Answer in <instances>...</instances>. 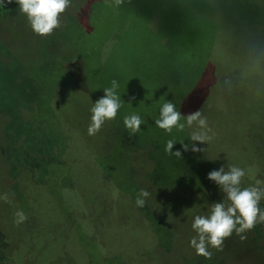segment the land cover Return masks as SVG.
Returning <instances> with one entry per match:
<instances>
[{"label":"rangeland","instance_id":"rangeland-1","mask_svg":"<svg viewBox=\"0 0 264 264\" xmlns=\"http://www.w3.org/2000/svg\"><path fill=\"white\" fill-rule=\"evenodd\" d=\"M6 1L0 0V6ZM173 1L172 10L178 8L181 13L180 27L174 17L166 18L154 9L152 2L142 10L141 0H123L119 6L115 0H71V6L60 16L61 26L47 36L32 30L27 15L17 3L6 18H0V264L8 263L5 262L7 255L9 259L13 257L9 260L11 264L21 261V256L11 251L12 243L8 244L20 232L15 223L17 211L13 209V191L20 185L23 191L20 198L25 196V200L19 198L20 206L25 209L28 201L34 215L41 214V236L36 241L41 246V255L34 264H50L53 260L57 261L54 264L65 261L67 264H181L183 258L191 257L197 260L196 264H264V223L240 235L233 232L224 239L221 250L209 245L210 259L197 255L191 246V239L197 236L192 228L195 216L209 215L214 203L228 205L230 201L219 187L215 197L211 198V193L192 205L190 197L170 191L177 184L187 190L188 184L194 181L191 177L196 174L205 176L203 182L213 185L214 181L207 178V171L212 167L203 158L205 151L201 144L202 147L195 142L203 149L201 152L183 151L181 143L190 147L193 143L186 119L181 121L186 125L183 131L173 128L168 133L155 125L162 104L168 101L163 100L168 93L157 96L156 84L147 85L153 90V96L156 95L149 132L152 128L160 138L158 151L153 152L158 161L155 174L149 176L145 164H137L134 156L131 159L126 154L124 117L133 113L140 115L152 96L146 93L142 97L140 92L141 68L136 70L135 65L136 61L140 64L142 54H154L153 70L167 72L173 86L169 91L171 101L185 118L186 107L189 114L196 111L202 114L207 105L209 117L214 121L217 114L231 113L233 117H229L236 124L241 119L236 90L247 89L248 82L240 84L235 79L239 74L248 76L255 70L264 71V43L258 34L248 30L257 23L252 21H264L263 12L253 3ZM189 3L196 15L193 17L196 27L202 31L211 28L213 33L205 34V41L214 39V44L212 49L203 50L202 57L190 56L184 45L179 48L178 37L183 40L188 32ZM154 31H163L173 44L176 41L170 57L161 58L156 52L158 42L151 38ZM144 45L149 49H141ZM23 68L37 75L35 79L41 81L44 93L33 94L28 84L31 81L22 74ZM112 80L119 83L122 107L117 117L109 120L110 124L106 121L96 135H89L90 109ZM63 85H66L65 100L58 101L64 94ZM78 93L89 95L91 103L82 100ZM46 117L52 118L56 126L47 124ZM227 123L220 124L225 137L231 128ZM60 127L70 131L69 141L77 142V148L70 153L72 159L78 160L71 175L75 188L60 190L59 179L53 182L49 179L52 166L48 164L46 182L51 185L52 194L48 188L34 187L31 183L35 166L41 168L46 155L50 157L54 151L55 140L60 135L63 137ZM191 127L200 131L196 123ZM246 128L240 129L244 132L240 134L243 138ZM115 129L119 134L114 133ZM112 134L114 138L110 140ZM168 140L176 141L172 151L180 150L182 158L165 151ZM114 141L116 146L109 149L108 143L111 146ZM61 169L60 175L65 172L64 166ZM105 175L119 192L109 187ZM258 186L264 188V183ZM140 189L151 194L143 213L135 203ZM5 194L9 202L3 199ZM64 201L75 213L72 225L62 220L65 209L72 212ZM259 206L264 210V198Z\"/></svg>","mask_w":264,"mask_h":264},{"label":"trees","instance_id":"trees-1","mask_svg":"<svg viewBox=\"0 0 264 264\" xmlns=\"http://www.w3.org/2000/svg\"><path fill=\"white\" fill-rule=\"evenodd\" d=\"M190 1L192 2L193 0H189V2ZM246 1L253 3L254 6L257 7V10H261L264 14V0H246ZM141 2H142L141 3L142 10L147 9L149 3L151 4L152 2L154 9L160 10L163 13V15L166 16V18L174 17L175 24L178 27L181 26V19H180L181 13L178 11V8H176L175 11L172 10L174 7V4H172V2H174L173 0H141ZM15 3H16L15 0H13V2L9 4L7 0L2 6H0V18L2 17L6 18L8 12L11 11ZM187 8H188L187 9L188 32L185 39L182 40L181 37H178V43L180 44L179 48H181V46L184 45L190 56L200 57L203 54V50L205 51L206 49L207 50L212 49L213 47L212 45L214 44V39H208V41H205V34L212 33V29L207 28L202 31V29L197 28L195 18H193L196 15L194 16L193 8L190 5V3L187 6ZM171 11H173L172 14L170 13ZM252 22H257V23H253L248 30L250 31L252 30L255 34H258L261 37L260 39L264 43V21H262L263 23L257 20ZM173 28L180 35L179 29L176 26H174ZM160 34H163V36H160ZM151 38H153L152 39L153 41L154 39L157 40L158 45L156 44L157 47L156 52L160 53L161 58L170 57L171 56L170 52L175 51L174 49H176L175 48L176 41L173 44L168 39V37H165L163 31H154ZM148 39H150V37ZM144 40L147 41L145 38ZM81 41L83 40H80V42ZM75 43L77 44V41H75ZM146 43L147 45H150L148 41ZM141 49H149V48L144 45L142 46ZM154 58H155L154 54L151 56L148 55L145 56L144 54H142L139 59L140 64H138V61H136V65H135L136 70L139 69V67L141 68L138 77L139 85L141 87L140 90L141 96L143 97L146 93L152 94L150 100H148V105L143 106V109L140 112L141 117H143L142 120L144 121V123L141 125V130L134 135L130 134L128 129L126 132H123L125 133V142L127 144V149H126L127 153L126 152L125 153L129 155L131 159L134 156V161L137 164L138 163L145 164L146 167L149 168L150 171L148 173L149 176L155 174L156 172L155 167L158 161L155 157L156 155H153V152L158 151V148L160 146L159 143L160 138H158L157 134L152 130V128L150 129L149 132V125H151L152 127L153 113L155 110V106L152 103L153 100L156 99V95L153 96L154 93L151 92L153 90L152 89L149 90L147 85L149 84L153 86H155V84L158 85V89H156V93H158L157 96L159 94L163 95L164 92L168 93L167 96L166 97L164 96L165 98H163V100L168 99V101H171L170 98L171 96L169 95V91L172 86V83L168 81L167 72L153 70L152 67H155V65L151 60H153ZM235 81H237L240 84L245 83V81L248 82L247 89L236 90L237 98H238L236 103H238V107L240 109L241 119L239 120V122L237 121L235 124L233 118L229 117V115L232 116V114L225 113L224 115L217 114V118L214 121L213 118L209 117V113L207 110L208 108L206 105L204 107L202 116L207 118L208 126L211 129V131L208 134L212 137V139L204 144H201L200 142L198 143L199 145L201 144L203 146V149L205 151V153H202L203 158L209 161V163L211 164L210 166L212 168H210V170L207 171L208 173L214 169L218 170L221 166L225 167V170H227L228 167L232 165L238 166L245 171V176L242 178L241 181V187L244 188V187L256 185L257 180L264 181V71L255 70L251 72V75L248 76L239 74L238 78L235 79ZM78 94L82 100L91 103L89 101L91 100V97H89V95L86 94L81 95V93ZM188 109L189 108L187 107L185 108L184 110L185 115L189 114L190 111L188 112ZM45 115H50L51 117L53 116L52 114H45ZM46 119H47L46 120L47 124L48 122H50V124H54L52 118L46 117ZM110 122L111 121H109V124ZM221 123L223 124L227 123L231 126L230 131L227 132L228 133L227 137L222 135L223 132H221L220 130V127L222 126L220 125ZM245 127H247L246 128L247 133L245 134L246 136H244L243 138V136H241L240 134H244V132L243 133L240 132V129H243ZM190 129H191V133L195 131V129L193 130L192 127H190ZM202 130L203 129H200V131ZM60 131H62L63 137L61 138L60 135L59 136L60 139L55 140L56 144L54 151L50 153V157L46 155L47 160L45 159L43 160L44 164L41 165V168L35 166L34 161L31 164L33 165V167L35 166V169L37 171V172L34 171L35 173L31 185L34 187L41 186L44 188H48L52 194H54V192L51 190V188H49L51 185L46 182L47 178H46L45 168L48 164H51L52 166L51 167L52 169L49 170L48 175L54 169L59 170L60 168L59 170L60 172L62 170L61 167L64 166L65 172L64 174L63 173H61V175L59 174V178H58L59 179L58 186L60 190L62 191H64L65 189L73 190L75 188V184L71 183L73 182L71 175L72 173L74 174L77 168V167L73 168V166L76 164V161L78 160H75L74 158L72 159L70 157L71 156L70 153L75 148H77V142L69 141L68 136H70L71 133L70 131H68V129L60 127ZM60 131L57 133L61 134ZM114 133L119 134L117 130ZM64 137L67 139H65ZM112 138H114L113 134L111 135L110 140ZM107 140H109V138L105 139L104 141ZM118 145H119V141H118ZM113 146H116V141L112 142L111 146H110V142L108 143L109 149L113 148ZM106 152H108V149L106 150ZM248 159H250L251 162ZM54 160H56V162H54ZM43 168H44V172L42 173ZM101 177L103 179V176ZM191 178L194 179V181L192 180V183L188 184V186L186 187L187 190H183V187L177 184L176 186H173L172 187L173 189H170V191L180 192L179 193L180 195L190 197L191 205L202 201L206 197L208 198L209 195H211V193H212L211 198L215 197L218 194V191L215 190L216 189L219 190L218 189L219 186L216 185L215 182L213 183V185L207 183L206 181L203 182L205 176L201 177L196 174L195 177L192 176ZM105 179L109 180L107 181L109 187L113 186L119 192V189L115 187V185H113L111 179H109L106 175H105ZM104 184L106 185V183ZM153 184L161 188L158 183H153ZM20 188H17L15 189V191H13L14 192L13 209L15 211L18 210L23 211L28 217V219L25 222L19 224L20 232L18 233L17 238H15V240L9 239L8 244L12 243L13 248L11 251H13L15 255L18 254L21 256V261L19 262L16 261L18 262V264H34L36 263L39 255H41V246H39L36 242L37 238L40 239L41 236V214L38 213L37 215L35 213L36 215H34L32 207L31 209L29 207L31 206V204L30 202L28 203V201L25 203L26 204L25 209H23L20 206L21 203L20 201L22 199L25 200L24 194L21 196L22 198H20V194H22L23 192ZM198 195L200 197H198ZM205 201H207V199ZM64 203L66 204L65 201ZM66 206L68 207L67 209L72 210V208H70V206H68L67 204ZM143 208L140 209L138 208V210L140 212L142 211L141 213H143V211L144 212L146 211L145 210L146 205ZM58 210L60 211L59 207ZM74 215L75 213L73 212V210L72 212L71 211L68 212L65 209V214L62 219L63 222L65 224L72 225V223H74L72 222ZM144 215L148 219L149 216L146 213H144ZM154 215L157 214L155 213ZM28 228L29 231H27ZM144 253H142L141 255H143ZM7 256L5 262L6 263L8 262L7 264H9L10 263L9 260H13V257L9 259ZM103 257L104 255L101 256V258ZM55 262L57 261L53 260L50 262V264H54ZM64 263L67 264L68 262L65 261Z\"/></svg>","mask_w":264,"mask_h":264},{"label":"clouds","instance_id":"clouds-1","mask_svg":"<svg viewBox=\"0 0 264 264\" xmlns=\"http://www.w3.org/2000/svg\"><path fill=\"white\" fill-rule=\"evenodd\" d=\"M12 2L13 0H8L9 4ZM15 2L20 11L27 15L32 30L41 36L51 35L55 29L59 28L61 14L71 6V0H15ZM122 3L123 0H115L117 6ZM118 89V81L112 80L111 86L103 89L104 95L91 107V122L87 130L89 135H96L106 121L117 117L122 107ZM132 99L134 100L135 97L133 96ZM182 119H186L188 127L196 123L199 129L204 130L192 132L190 140L193 143L191 147L189 144L181 143L183 151L201 152L202 149L197 147L195 142L204 144L212 137L208 134L211 129L207 118L203 117L200 111L189 114L185 118L172 101H166L162 104L160 116L155 120V125L168 133H171L173 128L183 131L186 125L181 122ZM123 123L130 134L134 135L141 130L144 121L139 114L133 113L126 115ZM175 143V140H168L165 151L177 158H182L180 150L172 151ZM244 176L245 171L235 165L229 166L227 170L221 166L218 170L214 169L208 173L207 178L219 186L230 203L225 205L223 202H216L212 205L209 215L195 216L192 228L197 236L191 239V246L197 255L210 259L212 253L208 251L209 245L221 250L224 239L230 237L233 232L240 235L253 229L257 224L264 223V210L259 206L261 199L264 198V188L258 186L264 182L257 180V186L242 188L241 181ZM150 195L146 189H140L135 201L136 206L145 207ZM3 199L9 202L7 194ZM15 216V223L18 225L28 219L21 210H18ZM241 239H244V236H241Z\"/></svg>","mask_w":264,"mask_h":264},{"label":"flooded vegetation","instance_id":"flooded-vegetation-1","mask_svg":"<svg viewBox=\"0 0 264 264\" xmlns=\"http://www.w3.org/2000/svg\"><path fill=\"white\" fill-rule=\"evenodd\" d=\"M24 70H23V72H22V74H25L24 75V78H28L31 82H29L28 84L30 85V89L32 90V92H33V94H38V93H44L43 92V88L41 87V81L39 82V81H37L36 79H35V77L37 76V75H31V73L30 72H27L26 70L27 69H25V68H23ZM66 87V85H63V88H65ZM53 96H55V94H54V88H53ZM65 89H64V94H61L60 95V98L58 99V101L60 100V101H64L65 99ZM33 100H35L34 99V97H33ZM43 112H45V113H49V112H46V110H41V113H43ZM59 174H60V172H59V170L58 169H54V170H52L51 171V173L49 174V179H52V182L53 181H57L58 180V178H59ZM193 257H191V258H183L182 260H181V264H196V262H197V260L196 259H192Z\"/></svg>","mask_w":264,"mask_h":264}]
</instances>
